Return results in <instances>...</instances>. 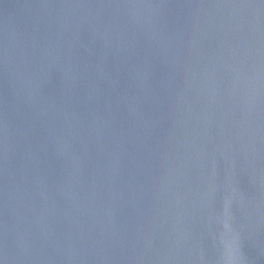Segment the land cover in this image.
I'll return each instance as SVG.
<instances>
[{"label": "water", "instance_id": "obj_1", "mask_svg": "<svg viewBox=\"0 0 264 264\" xmlns=\"http://www.w3.org/2000/svg\"><path fill=\"white\" fill-rule=\"evenodd\" d=\"M0 264H264V0H0Z\"/></svg>", "mask_w": 264, "mask_h": 264}]
</instances>
